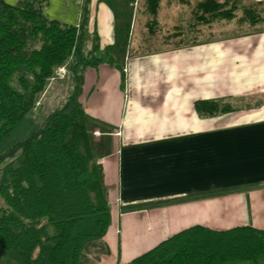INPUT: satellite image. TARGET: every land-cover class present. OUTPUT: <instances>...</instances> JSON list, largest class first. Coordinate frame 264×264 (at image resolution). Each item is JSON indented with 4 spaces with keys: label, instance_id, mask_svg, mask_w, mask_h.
Segmentation results:
<instances>
[{
    "label": "crops",
    "instance_id": "crops-1",
    "mask_svg": "<svg viewBox=\"0 0 264 264\" xmlns=\"http://www.w3.org/2000/svg\"><path fill=\"white\" fill-rule=\"evenodd\" d=\"M138 3L119 4L126 16L104 0H47L43 8L47 17L78 26L85 7L86 28L99 38L96 57L124 45L117 63L104 59L76 73L63 65L71 93L78 88L87 139L104 148L97 162L110 223L92 264H128L197 225L264 230V32L205 38L204 24L188 30L197 24L192 6L157 0L148 22L162 31L134 36L139 14L147 19ZM153 39L161 45L142 47ZM91 46L88 37L85 56ZM49 81L41 98L55 83ZM205 99L231 109L199 114L196 103Z\"/></svg>",
    "mask_w": 264,
    "mask_h": 264
},
{
    "label": "trees",
    "instance_id": "trees-1",
    "mask_svg": "<svg viewBox=\"0 0 264 264\" xmlns=\"http://www.w3.org/2000/svg\"><path fill=\"white\" fill-rule=\"evenodd\" d=\"M104 1L114 10L113 0ZM148 1L153 9L157 0ZM180 1L193 7L197 24L189 31L230 19L237 8V0ZM46 2L0 0V144L21 120L29 118L58 67L67 64L68 71L76 73L79 67L104 59L117 63L111 55L95 56L99 38L86 32L85 7L74 26L47 17ZM179 30L173 35L180 36ZM88 37L92 46L85 56ZM36 39L35 45L28 43ZM77 92L76 87L61 107L47 114L36 133L17 144V162L0 183L4 204L0 251H16V264H92L103 252L101 239L110 223V205L97 159L104 148L101 141L87 139L86 115L75 102ZM230 109L212 99L196 103L203 115ZM128 264H264V230L249 225L226 230L192 226Z\"/></svg>",
    "mask_w": 264,
    "mask_h": 264
},
{
    "label": "rangeland",
    "instance_id": "rangeland-1",
    "mask_svg": "<svg viewBox=\"0 0 264 264\" xmlns=\"http://www.w3.org/2000/svg\"><path fill=\"white\" fill-rule=\"evenodd\" d=\"M123 1L128 0H113L114 5V11L116 16L120 14H124L126 16V12H123L125 8L120 7V3ZM161 2L165 0H160ZM151 2H146L145 0H139L138 5L140 4L141 8L145 10V13H147V19L146 17H143L142 15L145 14H139L138 20L136 25L134 26V29H131V33L135 36H142L141 32L143 31L145 34H149L152 30L153 32L162 31L158 28H154L155 25H152L153 23L148 22L149 21V9L151 7ZM124 9V10H123ZM141 9V10H142ZM119 12H118V11ZM247 11H250L248 15H246ZM253 16V17H250ZM89 18V13H87V19ZM147 20V21H146ZM88 21V20H87ZM220 21L219 23H223L222 26L211 28V24ZM224 22L226 23L224 27ZM152 23V24H151ZM211 24L206 25L204 27L205 38L212 37V36H219L227 33H234V34H243V33H251V32H264V0H237V8L235 10L234 16H232L230 19L225 20H214L213 22H210ZM87 24V23H86ZM215 24V23H214ZM218 26V25H216ZM211 28V30H210ZM157 30V31H156ZM210 31V32H209ZM86 32L88 35L93 34L92 32H89L88 29H86ZM164 33V32H161ZM159 34V33H157ZM93 36V35H92ZM38 42V39L36 40H28V43L30 45H35V43ZM36 44V46H38ZM161 44L159 41L153 40H146L143 43V46L145 49H148V47H159ZM147 47V48H146ZM114 59L120 58L124 55V48L123 47H116L114 49ZM70 73V72H69ZM65 75L61 81L55 82L51 88H49L46 91V95L39 97L41 98V103L38 104L32 113L29 115V118H25L21 120L9 133L6 140L0 144V183L4 182L10 175L11 167L17 162V158L19 156V150L17 148V144H19L21 141L29 138L32 134L36 133L40 125L43 123L45 117L48 113L53 111L58 107V102H60L59 107L63 105V102L66 100V98L71 94L72 90V83L70 81V78L68 74ZM65 83H71L68 87ZM94 143H97L95 141ZM104 150V149H102ZM100 164V163H99ZM109 202V201H108ZM3 202L0 199V207L3 206ZM110 205V204H109ZM18 259V254L16 251H11L8 253H4L0 251V264H16V260Z\"/></svg>",
    "mask_w": 264,
    "mask_h": 264
},
{
    "label": "built area",
    "instance_id": "built-area-1",
    "mask_svg": "<svg viewBox=\"0 0 264 264\" xmlns=\"http://www.w3.org/2000/svg\"><path fill=\"white\" fill-rule=\"evenodd\" d=\"M65 73H66V68L64 66H60L54 71V73L51 76V78L52 79H54V78H62V77H64Z\"/></svg>",
    "mask_w": 264,
    "mask_h": 264
}]
</instances>
